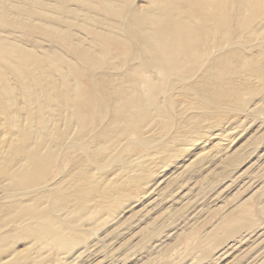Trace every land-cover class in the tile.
Listing matches in <instances>:
<instances>
[{
  "label": "bare ground",
  "instance_id": "obj_1",
  "mask_svg": "<svg viewBox=\"0 0 264 264\" xmlns=\"http://www.w3.org/2000/svg\"><path fill=\"white\" fill-rule=\"evenodd\" d=\"M33 2L0 0V199L6 200L0 217L12 227L20 229L28 217L46 223L44 233L61 235L58 220L37 201L54 198L46 190L55 184L67 149L79 148L83 156L73 162L76 175L71 172L78 183L66 190L78 194L99 181L100 172L95 176L86 164L91 158L85 159L99 144L92 137L85 145L77 140L97 124L111 121L102 123L97 138L137 132L135 140L148 147L141 128L171 121L181 104L178 95L196 104L202 94L208 100L201 101H213L214 92L227 93L264 70V44L252 40L264 37V0H148L132 9V0H90L102 15L85 12L72 25L61 21L68 8L41 2L36 11ZM55 12L61 22L46 17ZM37 37L42 40H32ZM227 137L216 141L223 144ZM135 140L126 138L110 162L121 163Z\"/></svg>",
  "mask_w": 264,
  "mask_h": 264
},
{
  "label": "rangeland",
  "instance_id": "obj_2",
  "mask_svg": "<svg viewBox=\"0 0 264 264\" xmlns=\"http://www.w3.org/2000/svg\"><path fill=\"white\" fill-rule=\"evenodd\" d=\"M132 1L131 9L148 2ZM41 2L68 8L61 21L70 25L82 22L85 12L102 15L90 0H34V10L41 11ZM57 15L46 17L61 22ZM84 31L75 27L74 32L81 37ZM252 40L264 44V37ZM254 76L227 93L214 92L213 101H201L208 100L202 94L196 104L178 95L181 104L171 121L141 128L148 147L135 140L137 132L124 134L135 142L119 164L110 157L126 138L117 139L114 132L96 137L102 123L111 121L83 133L77 139L81 145L91 137L99 144L85 154L91 158L88 169L95 176L100 172L99 181L78 194L67 191L78 183L73 162L83 156L79 148L67 149L55 184L46 190L54 198L37 201L58 220L61 235L44 233L46 223L28 217L20 229L0 217V264H264V70ZM136 77L143 79L141 73ZM203 130L215 134L205 136ZM219 135L228 136L226 144L216 141Z\"/></svg>",
  "mask_w": 264,
  "mask_h": 264
}]
</instances>
